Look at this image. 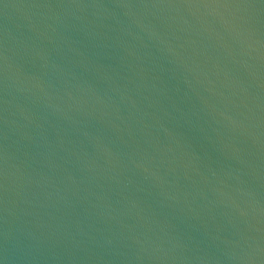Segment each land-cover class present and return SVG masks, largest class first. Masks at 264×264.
I'll return each instance as SVG.
<instances>
[{
    "label": "water",
    "instance_id": "water-1",
    "mask_svg": "<svg viewBox=\"0 0 264 264\" xmlns=\"http://www.w3.org/2000/svg\"><path fill=\"white\" fill-rule=\"evenodd\" d=\"M0 264H264V0H0Z\"/></svg>",
    "mask_w": 264,
    "mask_h": 264
}]
</instances>
